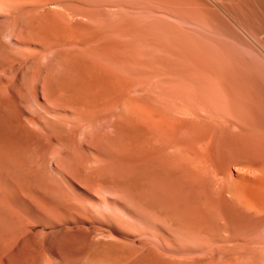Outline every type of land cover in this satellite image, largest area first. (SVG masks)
<instances>
[{
  "label": "rangeland",
  "instance_id": "rangeland-1",
  "mask_svg": "<svg viewBox=\"0 0 264 264\" xmlns=\"http://www.w3.org/2000/svg\"><path fill=\"white\" fill-rule=\"evenodd\" d=\"M121 1L0 0V263L264 264V218L217 195L232 174L264 207V133L228 63L187 61L165 0Z\"/></svg>",
  "mask_w": 264,
  "mask_h": 264
},
{
  "label": "bare ground",
  "instance_id": "bare-ground-1",
  "mask_svg": "<svg viewBox=\"0 0 264 264\" xmlns=\"http://www.w3.org/2000/svg\"><path fill=\"white\" fill-rule=\"evenodd\" d=\"M118 1H120V0H118ZM133 2H130L128 0V2L126 3V1L123 0L120 2V4H121L120 8L123 7V9L126 8V9H133V10L137 9V6H135V3H133ZM132 3H133V5H132ZM155 9H156V7H155ZM155 9L153 8V10H155ZM130 11H132V10H130ZM160 11L161 12L163 11L164 12L163 14H165L167 18L171 19L172 22L173 21L177 22V24L180 26V28L183 32V33L181 32L182 33L181 35H184V36H183V39H181L182 37L179 39L182 40V44H183L182 46H183L184 50L185 49L187 50L186 51L187 55H185V57L186 58L188 57L187 61H189L191 55H189L190 50L188 51V49H191V48H193V50L195 49L194 50L195 53H193V54L195 55V58L198 61L197 63H199V65L201 66V72L206 73V74L208 72V73H211L212 75H214L213 73H215L216 71H218L217 69H219L218 67L215 69V67H216V66L214 67L215 63H217L220 60L228 63V65L230 67L229 71L231 69V72L230 73L228 72V74L230 75L229 79H230V82L232 81L231 85H230V89L228 90L229 100L232 101L230 103V105H232L233 108L238 109L241 107V108L245 109L246 111H248L247 115L250 114V118L248 116L249 119L246 118V120L249 121L248 125L250 126V129H253V128L258 129L264 133V0H165L163 10H160ZM127 12H129V11H127ZM180 28H179V31H181ZM185 57H184V59H186ZM191 60H192V58H191ZM217 65H218V63H217ZM214 69H215V71H214ZM213 115H208V116L209 117L212 116V118H213ZM209 117H207V118H209ZM214 117H218L217 120L220 123L222 122L221 124H224V126L226 124V125H231V127H232V125L234 126V124L237 122L236 121L234 123V121H230V120L228 121V119L223 118L222 115L221 116L220 115L219 116L214 115ZM207 120L210 121V119H207ZM211 121L216 122V124H217V121L216 120L214 121V118ZM230 122H232L233 124ZM235 125L238 126V128H237V126L234 127L236 130L239 128L241 129V127L244 126V125H242V123H240V125L238 123H236ZM241 130H243V129H241ZM246 132H247V130H246ZM40 144H41V142H40ZM37 149L39 150L38 147H37ZM39 151H37V152H39ZM2 154L0 156H2ZM2 157H3L2 161H4L5 156H2ZM0 161H1V159H0ZM199 163L201 164V166L198 163H196L195 165L197 167H200V170H202L201 167H205V165H203L204 163L202 161L201 162L199 161ZM263 163H262V165L259 164L260 167L257 165L256 169L261 168L260 171L263 170L262 169V167L264 168ZM196 166L194 167V169H196V173H197L198 169L196 168ZM240 166H243V165H240ZM244 166H246V165H244ZM206 168H204V169H206ZM6 171H7V168H6ZM212 171H213V169H212ZM212 171H211V173H213ZM202 172H204V171H202ZM207 172L208 171H206V173ZM238 172H240V171H238ZM214 174H216V175H214ZM214 174H212V175L216 179L217 173H214ZM239 174H241V173H239ZM223 175L222 176L225 177V173ZM203 176H204L203 173H201L200 178H203ZM231 176H232V174L230 175V177L227 175L225 179L224 178L222 179L218 176L220 178V179L219 178L217 179V183L219 184V182H220L219 185H217L214 182L218 187V188L216 187L217 189H220V188H221V190H222V188L224 189V191H223L224 195L227 192V198H225L224 195L221 197V194L220 195L217 194L218 196H220L219 198L221 199V201H223L222 203L227 204L230 202L233 204V206L235 205L238 208L241 207V210H243L242 212L249 211L250 214L252 212H254V213H256V215H259V218L260 217L264 218V207L259 208V209H257V207L256 208L252 207L251 204L246 199H244L242 196H240L241 193H239V191L237 189H235L233 192H231L229 190L230 186L236 185V183H237L233 179V177H231ZM243 178L245 179V177H242V179ZM221 179L223 180L222 182H221ZM224 180H225V182H224ZM212 182H213V180H212ZM222 183L225 184V186L222 185ZM239 183L241 184V182H239ZM215 184H213V187ZM219 186H220V188H219ZM217 189H214V190H217ZM215 192H217V191H215ZM213 193H214V191H213ZM230 203H229V206L232 205ZM251 209H253V210H251ZM235 210H236V208H235ZM237 210H239V209H237ZM227 211H228V209H227ZM250 211H252V212H250ZM171 212L168 213L170 215L167 216V218L171 217L170 218V219H172L171 221L176 222V219H174V218L178 212L176 211V213H174L173 216H171L172 215ZM239 213L240 212H238V214ZM228 214L230 215L229 211H228ZM252 216H254V215H251V217ZM181 217H182V219L178 220ZM181 217H179L177 219V223H180V221H182L183 218L184 219L186 218L185 215H181ZM227 217L230 218V216H227ZM227 217H225V219ZM235 217L236 216H234V218ZM237 217H240V216H237ZM248 217L250 218L249 215H248ZM191 218H193V217H191ZM191 218H189V219H191ZM234 218H232V219H234ZM245 218L246 217H244V219ZM237 219L239 221V218L234 219V221L236 222ZM262 220L264 221V219H262ZM186 221L183 223L181 222V223L187 224ZM223 221H224V218L222 220L220 227H223V225L225 227L227 221H225V223H223ZM263 221H261L262 223L261 222H259V223L261 225H263L264 224ZM230 222H232V221L230 220ZM239 222L242 223L241 220ZM236 223H238V222H236ZM172 224H170V225H172ZM232 224H233V222L231 223V225ZM246 225H247V223H246ZM250 225L251 224H249V226ZM192 226H194V228H196L194 232H196L198 230L197 234H199V233L206 234L208 231L209 232V233H207L208 235L211 233V236H213V235L215 236V233H216L215 230H214V232L206 230L207 228L204 227L203 225L202 226L200 225L201 228H199V226L195 227L196 225L191 224L190 227H192ZM182 227H183V225H182ZM182 227H180V228H182ZM227 227H228V224H227L226 229L224 231L225 232L224 235L227 234V231H228L227 229L229 228V227L228 228ZM187 228H189V227H187ZM256 228L257 227H254L252 231H254ZM189 230H190V228H189ZM218 230H220V229H218ZM252 231H249V232L252 233ZM222 233H223V231H222ZM222 233H220L219 235H221ZM229 233H230V231H229ZM246 233H248V232H246ZM246 233L241 236V237H243V239L246 237ZM185 234H187L186 231H185ZM249 234L250 233H248V235ZM230 236L233 237L234 235L231 234ZM252 237L254 238V236H252ZM0 240H1L0 243L5 245L6 238L1 239V237H0ZM256 240H258V239L256 238L255 241L253 240L252 242L255 243ZM253 243L250 242V244H253ZM7 245H8V243L6 242V246ZM234 246H232V247H234ZM257 246H259V245H257ZM214 248H216V247H214ZM236 248H237V246H236ZM243 248H244V246L241 248V251L242 250H245V251L252 250L249 247H248L249 249L248 248L243 249ZM253 248H256V246L255 247L253 246ZM257 248L260 249L261 247L259 246ZM217 249H218V247H217ZM225 251H227V250H225ZM225 251H223V254ZM245 251H243V253ZM260 251H261V249H260ZM228 252L229 251H227V253ZM236 252H238V251H236ZM211 253L213 254L214 252H211ZM11 261H13V262H11ZM11 261H10L11 264H18L17 263L18 259L17 260H11Z\"/></svg>",
  "mask_w": 264,
  "mask_h": 264
}]
</instances>
